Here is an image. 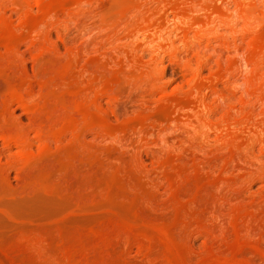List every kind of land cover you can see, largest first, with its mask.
Returning <instances> with one entry per match:
<instances>
[{
  "label": "rangeland",
  "instance_id": "obj_1",
  "mask_svg": "<svg viewBox=\"0 0 264 264\" xmlns=\"http://www.w3.org/2000/svg\"><path fill=\"white\" fill-rule=\"evenodd\" d=\"M0 264H264V0H0Z\"/></svg>",
  "mask_w": 264,
  "mask_h": 264
},
{
  "label": "bare ground",
  "instance_id": "obj_2",
  "mask_svg": "<svg viewBox=\"0 0 264 264\" xmlns=\"http://www.w3.org/2000/svg\"><path fill=\"white\" fill-rule=\"evenodd\" d=\"M77 5V4H76ZM73 7V6H72ZM71 8V7H70Z\"/></svg>",
  "mask_w": 264,
  "mask_h": 264
}]
</instances>
